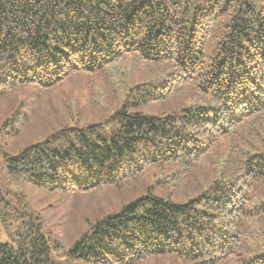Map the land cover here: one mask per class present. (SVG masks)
<instances>
[{"label":"trees","instance_id":"obj_1","mask_svg":"<svg viewBox=\"0 0 264 264\" xmlns=\"http://www.w3.org/2000/svg\"><path fill=\"white\" fill-rule=\"evenodd\" d=\"M135 67L105 123L0 149L3 171L11 182L81 192L162 171L157 183L174 198L149 189L97 218L70 246L76 259L174 253L191 264H264V245H242L264 225V0H0V94ZM173 99L181 105L168 112L138 110ZM1 222L0 264H59L25 194L0 182Z\"/></svg>","mask_w":264,"mask_h":264},{"label":"rangeland","instance_id":"obj_2","mask_svg":"<svg viewBox=\"0 0 264 264\" xmlns=\"http://www.w3.org/2000/svg\"><path fill=\"white\" fill-rule=\"evenodd\" d=\"M129 72L110 77L106 73L75 71L52 86L26 83L6 90L0 94L1 151L14 154L64 127L80 128L105 123L126 97L133 83L131 77L138 78L141 69L135 67ZM179 105L181 102L173 99L142 105L138 110L156 114L168 112ZM3 170L0 155V182L3 189L25 194L31 210L42 219L52 256L59 264H124L86 262L71 257L69 248L81 234L89 231L90 225L97 218L116 212L149 189L157 196L174 198V192L168 184L164 188L159 187L157 182L162 179V171L157 167H149L129 187L103 186L82 192L48 191L24 181L11 182ZM255 226L254 231L242 240L244 248H259L264 245V225ZM8 229L9 226L1 222L0 240L8 238ZM126 264H191V261L174 256V253H166ZM224 264L233 262L227 261Z\"/></svg>","mask_w":264,"mask_h":264}]
</instances>
